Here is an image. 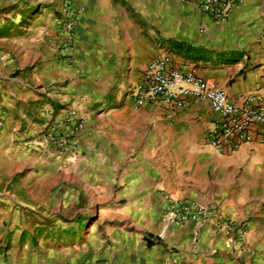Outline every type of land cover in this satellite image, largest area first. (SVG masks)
<instances>
[{"label": "crops", "instance_id": "obj_1", "mask_svg": "<svg viewBox=\"0 0 264 264\" xmlns=\"http://www.w3.org/2000/svg\"><path fill=\"white\" fill-rule=\"evenodd\" d=\"M25 8L28 17L0 15V183L17 186L0 195V264H264V126L222 155L206 145L217 117L208 101L171 110L128 95L169 56L234 101L264 96V0H244L224 21L184 0ZM73 102L88 120L80 151L57 156L43 133ZM166 195L243 222L242 250L211 223H165Z\"/></svg>", "mask_w": 264, "mask_h": 264}, {"label": "built area", "instance_id": "obj_2", "mask_svg": "<svg viewBox=\"0 0 264 264\" xmlns=\"http://www.w3.org/2000/svg\"><path fill=\"white\" fill-rule=\"evenodd\" d=\"M200 7L204 12L218 20H227L232 10L244 0H184ZM69 15L64 27L74 33L77 26V14L66 10ZM147 81L133 85L129 96L137 104L150 102L160 104L171 110L188 107L189 100L208 101L217 117L208 129L206 145L219 154L239 151L254 141V129L264 126V96L247 95L241 102L231 99L222 87L210 85L194 71L182 73L171 67L169 56L157 58L146 72ZM2 121H0V125ZM88 124L78 104L73 102L66 109L63 119L49 124L42 141L52 148L57 156L77 155L80 151L79 133ZM264 144V138L261 139ZM168 206L163 221L171 226H183L190 222L211 223L215 230L231 236L234 244L242 247L247 236V227L225 214L216 204L203 205L188 202L166 195ZM163 264H181L176 259H168Z\"/></svg>", "mask_w": 264, "mask_h": 264}, {"label": "rangeland", "instance_id": "obj_3", "mask_svg": "<svg viewBox=\"0 0 264 264\" xmlns=\"http://www.w3.org/2000/svg\"><path fill=\"white\" fill-rule=\"evenodd\" d=\"M18 5H21L22 7L20 8V7H18ZM25 5H26V0H18V1H16V3L15 4H12L11 6L9 5V6H4L3 7V9H0V15H3L4 13H9V12H11V11H15V15H16V13L17 14H21V15H23V16H25V17H28V11H30V9H26L25 8ZM11 7V8H10ZM24 7V8H23ZM33 62H30L29 64L31 65ZM32 67H34V64L33 65H31ZM16 71L17 70H14V71H11V73H10V75H9V77L12 79V78H16V76H17V74H16ZM1 102H2V96H1V94H0V105H1ZM34 111V110H33ZM0 121H2L1 120V118H0ZM4 127H3V122H2V124L0 125V130H2ZM16 142V141H15ZM2 164V161L0 160V165ZM2 173H3V171H2V169H0V178L2 177ZM12 187H15V188H17V186H11V185H9V186H6V185H4L3 183H0V195L3 193V190L6 188V189H8V188H12Z\"/></svg>", "mask_w": 264, "mask_h": 264}]
</instances>
